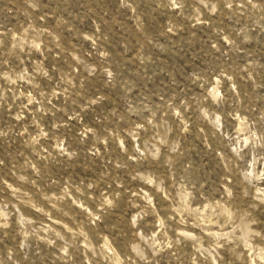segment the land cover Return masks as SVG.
<instances>
[{
	"label": "rangeland",
	"instance_id": "obj_1",
	"mask_svg": "<svg viewBox=\"0 0 264 264\" xmlns=\"http://www.w3.org/2000/svg\"><path fill=\"white\" fill-rule=\"evenodd\" d=\"M0 264H264V0H0Z\"/></svg>",
	"mask_w": 264,
	"mask_h": 264
}]
</instances>
